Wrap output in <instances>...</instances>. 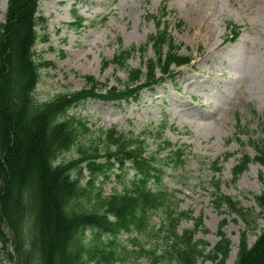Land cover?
<instances>
[{"label": "rangeland", "instance_id": "obj_1", "mask_svg": "<svg viewBox=\"0 0 264 264\" xmlns=\"http://www.w3.org/2000/svg\"><path fill=\"white\" fill-rule=\"evenodd\" d=\"M7 5L8 0H0V23H6ZM154 16L166 21L180 53L192 57L191 65L177 69L176 79L142 92L138 101L93 99L69 115L85 120L92 130L80 143L100 144L101 134L116 128L128 136H141L148 152L160 159L184 150V164L177 167L168 157L163 161L166 187L175 194L181 211L193 212V219L184 220L180 230H193L194 220L201 217L203 226L195 238L211 250L226 219L224 232L232 241L227 264H235L241 233L248 231L254 243L264 230V213L254 200L264 191V166L253 162L233 181L236 165L245 154L254 158V143L264 140V0H40L35 58L42 66L35 98L47 102L81 90L87 86V76L100 83V93L114 86L124 89L128 71L142 68L145 72V61L154 58L152 47L145 56L138 52L156 33ZM77 17L85 20L82 28L73 26ZM179 22L184 23L181 28ZM231 26L240 28L235 42L230 41ZM134 49L125 67L111 65L103 70L104 61ZM166 141L172 146L167 148ZM78 149L63 153L58 163L75 159ZM217 160L220 173L211 167ZM120 175L98 182L105 195L123 191L133 171ZM216 181L221 183L222 194L253 211L249 225L224 208L216 209L212 203ZM163 224V212L155 214L150 233L141 235L140 243L162 249L163 235L154 229ZM85 235L87 239L92 236L89 231ZM0 264H21L13 245L0 242ZM126 264L150 263L143 258ZM199 264L214 263L201 260Z\"/></svg>", "mask_w": 264, "mask_h": 264}, {"label": "trees", "instance_id": "obj_2", "mask_svg": "<svg viewBox=\"0 0 264 264\" xmlns=\"http://www.w3.org/2000/svg\"><path fill=\"white\" fill-rule=\"evenodd\" d=\"M39 2L8 0L6 23H0V242L13 245L21 264H126L143 258L150 264H199L201 260L227 264L232 241L224 232L226 219L211 250L195 238L203 226L201 217L194 220L193 230H180L184 220L193 219V212L181 211L175 194L166 187L163 161L168 157L177 167L184 164V150L160 159L148 152L141 136H128L116 128L103 132L100 144L80 143L92 130L85 120L69 115L93 99L138 101L142 92L176 79V70L191 65L192 57L180 53L166 21L154 16L156 33L138 50L145 56L152 47L154 58L145 61V72L142 68L128 71L124 89L114 86L100 93V83L87 76L83 89L39 102L35 98L42 66L35 58ZM84 22L77 17L73 26L82 28ZM230 30V41L235 42L240 28L231 26ZM136 51L122 50L104 61L103 70L111 65L125 67ZM165 144L172 146L168 141ZM75 146H79L78 156L58 163ZM254 148L256 156L245 154L234 168V182L251 163L264 166V140L256 141ZM219 164L220 160L212 164L214 173H220ZM130 170L133 177L124 183L123 191L104 194L98 185L101 179L121 178ZM254 200L264 213V191ZM212 203L247 225L254 220L252 210L222 194L220 181L215 182ZM159 212L164 214V224L154 232L163 235L164 247L146 248L139 237L150 233L152 218ZM87 231L92 235L89 239ZM125 235L130 237L124 240ZM235 264H264V230L254 243L248 231L241 233Z\"/></svg>", "mask_w": 264, "mask_h": 264}, {"label": "bare ground", "instance_id": "obj_3", "mask_svg": "<svg viewBox=\"0 0 264 264\" xmlns=\"http://www.w3.org/2000/svg\"><path fill=\"white\" fill-rule=\"evenodd\" d=\"M200 11V10H199Z\"/></svg>", "mask_w": 264, "mask_h": 264}]
</instances>
